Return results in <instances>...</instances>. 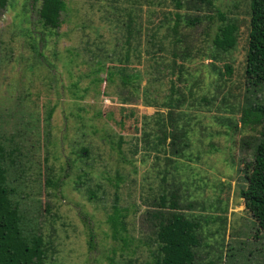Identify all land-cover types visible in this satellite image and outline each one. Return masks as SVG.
I'll use <instances>...</instances> for the list:
<instances>
[{"label": "rangeland", "instance_id": "1", "mask_svg": "<svg viewBox=\"0 0 264 264\" xmlns=\"http://www.w3.org/2000/svg\"><path fill=\"white\" fill-rule=\"evenodd\" d=\"M184 1L176 9L171 0H65L61 27L49 35L38 22L40 0H5L0 7V134L26 132V185L41 186L39 162V170L46 168L42 158L48 155L47 166L60 182L55 196L41 198L53 206L51 216L39 215L50 241L44 264H153V221L146 211L164 169L184 214L201 224L193 264H264L263 233L239 195L264 127V115L260 125L242 121L248 109L264 110V83L252 86L244 73L250 0H212L198 11ZM191 18L198 23L188 26ZM129 20L142 30L139 50L127 64L140 78L123 89L107 70L119 67L110 60L117 23ZM226 25L235 26L236 44L222 52L214 38ZM152 36L163 51L151 54ZM34 45L44 65L34 58ZM122 95L132 97L130 104L119 103ZM181 96L180 107L164 106ZM46 105L56 110L49 147L46 140L40 148ZM169 111L189 143L185 157L172 165L141 148L144 129L157 127L156 113L167 123ZM120 140L124 150L138 142L139 153L129 162L120 154ZM76 145L89 147L87 159L74 153ZM97 188L98 200H89L88 191ZM116 196L129 210L126 243L108 222ZM26 199L35 206L28 194Z\"/></svg>", "mask_w": 264, "mask_h": 264}, {"label": "trees", "instance_id": "2", "mask_svg": "<svg viewBox=\"0 0 264 264\" xmlns=\"http://www.w3.org/2000/svg\"><path fill=\"white\" fill-rule=\"evenodd\" d=\"M129 2V0H126ZM176 9L181 8L183 0H171ZM212 0H185V7L198 11L202 7H209ZM35 2V0H34ZM5 6V0H0V7ZM66 11L65 0H40L39 8L36 11L38 22L46 30L47 34H54L55 30L61 27V15ZM249 32L245 59V78L246 82L254 86L264 83V0H250L248 3ZM222 18V15H220ZM198 23L197 18L186 20L188 26H194ZM117 30L120 34L116 37V51L110 57L119 67L113 71L108 69V78L117 76L120 85L126 89L130 84L140 78L137 71H129L127 64L130 63L133 51L138 52L141 45L142 30L141 27L132 24L131 20L124 23H117ZM123 25V27H122ZM235 26L226 25L219 28V34L214 38L215 45L227 52L236 44ZM118 35V34H117ZM123 41V42H122ZM151 45V52L163 51V43L157 44L155 36L148 38ZM155 50V48H157ZM35 57L40 65H44L43 53L37 45L33 46ZM175 50V49H174ZM135 52V53H136ZM150 53V50L147 51ZM172 55H176L172 51ZM94 57V55H93ZM139 58V54H138ZM97 72H102L103 66L98 63ZM50 71V66L47 64ZM50 83H53L51 80ZM52 86V85H51ZM122 89V90H123ZM173 91H171L172 93ZM23 100V99H22ZM132 100L126 95L119 99L120 104H130ZM181 98L170 99L164 106L170 108L180 107ZM147 106H153L146 103ZM47 106L45 121L47 122L43 135L39 140L40 148H44V141L47 140V146L51 140L50 120H52L56 110L55 105ZM173 111V110H172ZM169 111L166 123L164 115L157 112L156 129H144L142 133L143 148L147 155L154 154L158 160L165 159L166 165H172L176 160L185 157L184 151L189 147L188 136L185 128L174 124L173 113ZM264 110L262 108L248 109L242 118L243 124H261ZM179 116V115H177ZM29 117L31 115L29 114ZM252 118L250 120L249 118ZM44 120V119H43ZM169 123V125H168ZM25 130L27 124L21 125ZM15 130L12 135L3 136L0 134V264H44L45 250L50 246V241H45L43 228L40 222V216L46 213L51 216L52 207L49 203L43 204V194L50 198L55 196L59 190L60 182L55 180L52 169L47 166L49 155L46 159L42 158V163L46 161V168L41 167L39 162L37 177L41 175V186L30 187L23 181L28 168V154H25L26 148L23 147L26 141V132ZM20 133V134H19ZM141 140V139H140ZM28 142V140H27ZM124 142L120 140L119 150L125 162H129L128 157H134L139 153L138 142L127 145L123 149ZM49 147V146H48ZM49 151V149H48ZM47 151V154H48ZM78 153L80 158L87 159L90 155L89 147L76 145L74 153ZM126 151H128L126 153ZM167 174L164 169L163 174L159 172V191L150 197L152 202L151 209L146 211L147 218L152 220L153 232L152 243L156 245V253L150 251L153 257V264H193L194 248L199 243L198 234L201 228L199 219L189 218L180 208L178 202L180 194L178 188L167 186ZM245 187L241 188L239 195L243 199L245 210L255 220L258 229L264 236V127L260 131V138L254 151L253 160L245 165L243 171ZM117 181L122 182L123 177H117ZM22 183V185L20 184ZM40 183V182H39ZM28 190V192L26 191ZM97 188L95 191L89 190V200H98ZM35 206L28 205L26 196ZM120 199L116 196L113 205V212L108 216V222L111 225L115 238H119L123 243L130 239L128 235L129 210L119 205ZM35 207V208H34ZM187 208H192L191 204Z\"/></svg>", "mask_w": 264, "mask_h": 264}]
</instances>
